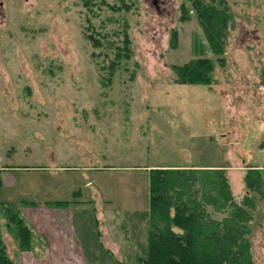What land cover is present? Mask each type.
<instances>
[{
    "label": "rangeland",
    "instance_id": "obj_1",
    "mask_svg": "<svg viewBox=\"0 0 264 264\" xmlns=\"http://www.w3.org/2000/svg\"><path fill=\"white\" fill-rule=\"evenodd\" d=\"M227 1L221 65L193 0H0V169L14 179L0 201L22 216L24 201L83 203V253L55 264H140L152 168H225L233 194H247V169L264 168V0ZM199 58L216 63L212 86L177 83L174 67ZM257 204L249 239L264 264ZM1 234L16 264H53L31 256L42 235L22 252L5 220Z\"/></svg>",
    "mask_w": 264,
    "mask_h": 264
},
{
    "label": "trees",
    "instance_id": "obj_2",
    "mask_svg": "<svg viewBox=\"0 0 264 264\" xmlns=\"http://www.w3.org/2000/svg\"><path fill=\"white\" fill-rule=\"evenodd\" d=\"M193 6L210 51L219 56L217 62L223 65L225 59L220 56L225 53L234 26L228 1L193 0ZM128 44L126 35L123 56L127 58ZM118 62L116 59L110 63V78ZM215 65L211 59L199 58L175 66L177 83L211 87ZM262 76L264 84V72ZM3 170L0 169V186ZM243 184L248 192L237 198L225 168H152L149 250L140 264H256L249 235L253 231L257 202L264 200V168L247 169ZM67 204L46 203L48 206ZM24 205L35 204L24 202ZM213 214L222 217L214 218ZM2 220L22 252L34 250L36 234L17 204L0 201V264H16L2 238Z\"/></svg>",
    "mask_w": 264,
    "mask_h": 264
},
{
    "label": "crops",
    "instance_id": "obj_3",
    "mask_svg": "<svg viewBox=\"0 0 264 264\" xmlns=\"http://www.w3.org/2000/svg\"><path fill=\"white\" fill-rule=\"evenodd\" d=\"M262 87L264 88L263 85ZM9 171L10 168L4 169L2 171L1 178L2 186L4 187L13 185L14 183V179H12ZM9 199L16 198L11 196ZM75 202L77 201L60 206H48L46 204L42 205L44 203L22 206L21 209L23 216L25 217L29 225L33 227L35 234H37L36 236L42 235L43 237H45L48 245L47 248H45L44 250L42 249L43 251L39 250L36 251V253L33 252L31 254L32 258H49L51 259L52 263L55 264L53 261L56 258L61 260V263H63L64 258H77V256H81V254L83 253V249L79 244H77V235L73 224L76 217V215L74 214V209H78L79 206L84 205H82L83 203L80 205L79 201L78 203ZM95 211H97L96 208ZM106 250H108L109 254H112L109 249Z\"/></svg>",
    "mask_w": 264,
    "mask_h": 264
}]
</instances>
